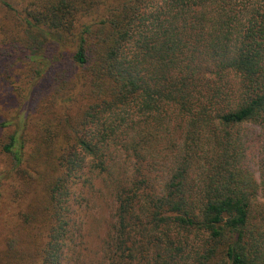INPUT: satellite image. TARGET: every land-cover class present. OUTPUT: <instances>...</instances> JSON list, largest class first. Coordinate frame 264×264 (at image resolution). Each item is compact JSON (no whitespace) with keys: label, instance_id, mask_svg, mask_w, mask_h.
Returning a JSON list of instances; mask_svg holds the SVG:
<instances>
[{"label":"trees","instance_id":"1","mask_svg":"<svg viewBox=\"0 0 264 264\" xmlns=\"http://www.w3.org/2000/svg\"><path fill=\"white\" fill-rule=\"evenodd\" d=\"M240 1L0 0V63L35 73L0 122V199L29 201L45 264L85 190L114 208L76 264H264V0Z\"/></svg>","mask_w":264,"mask_h":264},{"label":"rangeland","instance_id":"2","mask_svg":"<svg viewBox=\"0 0 264 264\" xmlns=\"http://www.w3.org/2000/svg\"><path fill=\"white\" fill-rule=\"evenodd\" d=\"M238 4L241 3L238 0ZM242 6V4H240ZM240 6V7H241ZM10 67L6 72L2 63H0V122L4 121L6 117L18 115L17 121H23L26 119L28 109L30 107V97L23 100L19 99L15 92L13 96V88L23 85V78H26V74H23L18 69ZM28 69V66L26 70ZM22 74V77L19 76ZM34 71L27 74L26 81L33 78ZM36 78V77H35ZM29 86L26 82L24 89ZM19 95V94H18ZM25 100V102H24ZM24 102V103H23ZM37 111V110H36ZM254 132L261 131V127L254 126ZM9 130L7 128L0 127V179L2 180L8 175L9 159L1 152V140L5 139V135ZM21 132V129H20ZM255 168L257 166L255 165ZM256 177L259 179V172L256 171ZM7 184L3 186L1 199H0V264H45L46 253L43 252V247H46L45 241H48V235L46 230L39 228H33L26 222L23 212L28 210V202H14L9 198H6L8 193L6 192ZM84 196L89 201H82V208L77 216V228L81 226V230L76 233V242L73 246L74 251L70 250L69 246L66 247L65 255L66 260L63 264H76V260L79 256H83L88 261L94 259L102 253V242L107 235L108 225L111 220L113 212V203L110 199L105 200L101 196L98 198H91L87 190L84 191ZM262 201V198L257 199V204ZM256 205V204H255ZM257 206V205H256ZM41 231V232H39ZM39 233L42 236L41 243H33L30 248L28 243L24 242L25 236L29 233ZM17 241V250L9 253V241L11 239ZM39 242V241H36ZM74 256L77 258L74 259ZM70 259V262L68 261ZM80 264H85L83 261H78Z\"/></svg>","mask_w":264,"mask_h":264}]
</instances>
